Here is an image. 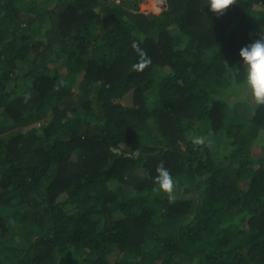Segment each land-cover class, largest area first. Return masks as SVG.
<instances>
[{"label": "trees", "instance_id": "1", "mask_svg": "<svg viewBox=\"0 0 264 264\" xmlns=\"http://www.w3.org/2000/svg\"><path fill=\"white\" fill-rule=\"evenodd\" d=\"M150 2L0 0V264H264V0Z\"/></svg>", "mask_w": 264, "mask_h": 264}, {"label": "clouds", "instance_id": "2", "mask_svg": "<svg viewBox=\"0 0 264 264\" xmlns=\"http://www.w3.org/2000/svg\"><path fill=\"white\" fill-rule=\"evenodd\" d=\"M158 3L159 0L156 2V5L161 11L168 7V0H165L162 5ZM234 4H236V0H207L206 3L217 17L223 16ZM239 55L243 61L241 66L245 70V81L243 85L239 86L243 87L250 94L251 100L255 105L262 106L264 105V33L254 42L243 47ZM149 62L147 59H144L140 63L133 65V68L142 70ZM191 142L193 145H204L206 140L204 137L195 136ZM156 172L157 175L154 177V183L158 185L159 191L166 194L168 201L174 203L176 200V185L172 175L164 167L163 162L156 168Z\"/></svg>", "mask_w": 264, "mask_h": 264}, {"label": "water", "instance_id": "3", "mask_svg": "<svg viewBox=\"0 0 264 264\" xmlns=\"http://www.w3.org/2000/svg\"><path fill=\"white\" fill-rule=\"evenodd\" d=\"M134 96H135V90L130 91L128 94L125 95L124 102L129 106H133Z\"/></svg>", "mask_w": 264, "mask_h": 264}, {"label": "rangeland", "instance_id": "4", "mask_svg": "<svg viewBox=\"0 0 264 264\" xmlns=\"http://www.w3.org/2000/svg\"><path fill=\"white\" fill-rule=\"evenodd\" d=\"M151 2H150V4H151V8H149V10L147 11V14H151L152 12L153 13H160V12H162L161 10H160V8L156 5V2L158 1V0H150ZM33 126V125H32Z\"/></svg>", "mask_w": 264, "mask_h": 264}, {"label": "built area", "instance_id": "5", "mask_svg": "<svg viewBox=\"0 0 264 264\" xmlns=\"http://www.w3.org/2000/svg\"><path fill=\"white\" fill-rule=\"evenodd\" d=\"M165 0H159V5H162Z\"/></svg>", "mask_w": 264, "mask_h": 264}]
</instances>
